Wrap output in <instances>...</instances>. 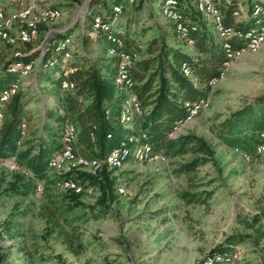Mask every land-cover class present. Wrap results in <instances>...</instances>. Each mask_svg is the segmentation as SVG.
I'll use <instances>...</instances> for the list:
<instances>
[{
	"label": "rangeland",
	"instance_id": "obj_1",
	"mask_svg": "<svg viewBox=\"0 0 264 264\" xmlns=\"http://www.w3.org/2000/svg\"><path fill=\"white\" fill-rule=\"evenodd\" d=\"M238 1L243 5L239 11L241 16H236L239 20L247 4L261 1L264 6V0ZM122 5L126 7L128 4L123 1ZM88 6V0L79 3L0 0V25L7 27L0 39V63L3 57L18 52L16 47L21 43L18 37L23 29L34 34L32 43L35 49L42 47L45 35L56 30L71 28V37L76 39L84 28ZM117 9L121 10V7ZM51 12L59 17L51 19L48 16ZM21 15L27 16L25 23ZM202 16L220 32L217 19ZM41 23L47 26V30L37 38ZM87 46L85 49L91 57L95 56L93 48ZM178 46L184 53L195 52L184 42H179ZM38 59L30 65H22V68H13L22 71L21 86L29 94L27 118L35 138L45 119L46 108L60 103L54 83L38 79ZM226 59L222 69L224 77L211 85L204 103L198 101L204 104L202 110L171 136H198L213 152L211 158L190 175L177 172L179 164L195 156L190 150L164 156L153 146L143 148L144 151L150 149L143 161L131 156L121 168L107 170L116 178L114 200L99 204L97 188L87 185L88 189L77 198L82 206L66 212L65 217L55 218L49 225L39 213L42 205L58 206L59 211L67 206V202L61 199L67 192L55 187L57 178L53 187H46L50 189L49 195L58 200L52 204L45 198L44 182L40 180H36L35 186L27 192L5 193L12 184L25 182L18 172L28 178L33 175L21 169L15 161L0 166V264H201L206 255L212 253L210 249L230 234L244 236L233 248L222 252L234 255L232 264H264V154L257 153L264 131L258 135L254 152L229 146L216 135L220 121L264 92V47L257 52L237 51L232 58ZM25 72H28L26 76ZM123 89L127 97L120 114L126 119L125 127L138 138H146L145 133L135 129L137 112L131 91ZM119 118L118 113L116 120ZM124 139L130 141L128 137ZM134 146L132 150H136L137 155L141 148L136 147L137 144ZM152 153H160L164 160ZM50 161L48 174L56 177L66 178L67 174L78 171L94 175L93 171L79 169L74 159L65 162L60 171L49 170ZM13 164L15 169L12 170ZM189 176H192L193 184H197L198 191L211 193L209 197L203 195L205 203H188L183 199V192L189 189ZM38 184L43 186L42 191H36ZM72 227L78 228L84 244L78 255L70 253L59 237V228L70 231ZM180 249L183 252L181 258L178 257Z\"/></svg>",
	"mask_w": 264,
	"mask_h": 264
},
{
	"label": "trees",
	"instance_id": "obj_2",
	"mask_svg": "<svg viewBox=\"0 0 264 264\" xmlns=\"http://www.w3.org/2000/svg\"><path fill=\"white\" fill-rule=\"evenodd\" d=\"M123 1L127 2L126 7L122 5ZM176 1L180 21L188 29L186 38L180 37L174 21L162 15L163 0H134L132 3L130 0H88L84 28L76 39L71 37V28L56 30L44 36L40 49L33 47L34 42L19 43L16 47L17 53L3 57L0 63V95L16 83L22 84V71H14L13 68L18 64L25 66L35 63L38 57V79L52 81L60 100V103H54L53 107L44 111L45 119L37 138L36 134L30 131L27 118V91L21 86V89L5 102L4 118L0 123V161H15L21 169H26L33 175L28 178L17 171L20 177L26 179L25 182L12 184L5 193L27 192L35 186L36 180H40L44 182L45 198L52 204L58 201L49 195L50 189L46 187H53L55 178L65 177L58 178L55 174H48V162L54 154L62 150V140L63 136L65 138L68 124H73L77 133L73 144L74 155L88 160H104L124 138L135 136V133L125 127L126 121L122 123L119 118L118 123L116 120L118 113L121 116L127 92L120 80L119 58L111 56V50L117 54L133 53L136 58L128 69L133 83L130 88L132 102L141 110V115L135 118V129L141 130L147 136L140 140V144L151 145L164 156L167 153H185L190 150L195 156L179 164L177 168V172L186 175L194 173L211 158V148L200 137L171 136L174 134V125L187 117L185 104L206 98L210 89L207 83L220 76L227 61L224 50L226 40L211 22L209 26L205 24L207 22L204 23L196 9V0ZM157 2L160 15L166 21L165 28L162 24L145 21L139 23L145 14L153 13ZM260 5L263 6V3L256 1L244 6L243 17L239 20L235 13L240 11L243 5L238 0L221 1L219 11L222 29L225 32H235L228 40L231 44L240 45L244 42L245 33L254 25V11ZM116 7H121V12H116ZM122 19H125L124 25L121 23ZM154 28L159 32L158 36L141 39ZM38 30L40 32L37 38L47 30V26L41 23ZM179 42L186 45L192 42L189 46H192L195 52L184 53L180 45L178 46ZM86 46L93 48L95 56L91 57L85 49ZM183 64L188 65L190 77L183 75ZM63 82L74 84V88L64 90ZM262 131L264 92L232 111L216 126V135L222 142L252 152L255 151L258 135ZM22 133L25 135L22 136ZM107 170V167H104L98 175L78 171L66 176L79 179L85 186L96 187L99 192L98 202L104 204L114 200L117 194L116 178ZM188 180L189 189L183 192V199L188 203H205L206 198L203 195L209 197L211 193L198 191L197 184L192 182V176H189ZM80 195L82 194L63 193L62 202H67L65 209L59 211L58 206L43 204L39 213L50 225L55 218L65 217L66 212L82 206L77 199ZM58 231L61 242L70 253L78 255L83 250V240L77 227H72L70 231L59 228ZM243 239L242 234H230L209 252L227 251Z\"/></svg>",
	"mask_w": 264,
	"mask_h": 264
},
{
	"label": "bare ground",
	"instance_id": "obj_3",
	"mask_svg": "<svg viewBox=\"0 0 264 264\" xmlns=\"http://www.w3.org/2000/svg\"><path fill=\"white\" fill-rule=\"evenodd\" d=\"M197 3V9L202 15H206L210 18L217 19L219 22L217 24V28L220 29L221 36L224 37L226 42L224 43V50H225V55L228 58H232V56L237 52H257L263 49L264 47V6H257L256 10L254 11V22L256 23L255 27L250 28V30L245 33L244 36V42L240 45H233L231 44L228 40L232 38L235 35V32L232 30H229L228 32L223 31L222 29V20L220 17V11H219V5L221 3V0H196ZM177 1L176 0H165V2L162 4L161 9L163 11V15L166 16L168 19L174 21L177 24L178 31L180 33L181 38H186L187 37V32L188 29L181 23L180 21V15L177 12ZM116 12H120V9L115 8ZM51 19H57L59 15L55 12H51L48 15ZM235 16H241V13L238 11L235 13ZM26 15H21L22 22L25 23L27 20ZM96 22H99V18L96 19ZM7 27L5 25H0V39L3 38L4 32L6 31ZM28 32V35H24ZM29 37V38H28ZM239 37V36H238ZM243 38V36H242ZM34 39V34H32L29 30L23 29L19 33L18 41L21 43H32ZM69 42V40L67 41ZM189 45H192V42H190ZM111 56H117L119 58L118 62V68H119V73H120V80L123 82L124 86L128 89H130L133 86L130 73H129V65L132 63L134 60V55L133 53L131 54H126V53H121L117 54L116 51L111 50L110 51ZM120 65V67H119ZM19 68H22L21 64L17 65ZM15 70V69H13ZM181 71L184 76L190 77L191 76V71L188 67L187 64H183L181 67ZM223 72V71H222ZM221 72L220 76L218 77L219 79L224 77V74ZM28 74V72H25V76ZM215 78L211 80L209 87H211L212 84L217 82V79ZM125 79L127 81H125ZM63 89L64 90H71L74 88V84L69 83V82H63ZM21 89V84L16 83L14 84L10 89L7 90V92H4L2 97H0V123L2 122L4 115H3V107L5 105V102L10 100L12 96H14L19 90ZM132 96V94H131ZM133 98V96L131 97ZM206 99H204L203 103L205 102ZM200 102H187L185 104V109L187 112V117L183 121L177 122L175 127L173 128V133L175 134L176 131L180 129L181 126H184L187 122L192 121L194 117L198 115V113L202 110L204 107V104ZM134 104V103H133ZM136 105V104H135ZM198 110H195V107L198 106ZM132 108V107H131ZM136 112L141 115V110L139 107L136 105ZM109 111H107V114ZM121 121L122 123H125L126 119L123 117V114H121ZM71 125L69 129H66V135L64 138V143H63V148L60 151V153L54 154L52 160L49 163V170H54V171H60L62 170V166L65 162L75 160L76 166L79 169H82L84 171H93L94 175H98L104 167H107L108 171L112 169H119L121 168L124 163L126 162L127 159H129L131 156H134V158H137L140 161H143L146 159L148 156L147 153H149L150 149L147 151H144L143 148L146 147H151V145H142L140 144V140L142 138H138L136 136H129L127 140L121 141L120 145L116 148H114L104 160H88L82 157H76L74 155V147L73 144L76 139V128L73 124H68ZM25 127V126H24ZM25 133H22V136H24ZM145 139V138H143ZM136 140H138L136 142ZM137 144L141 148L137 155H136V150L133 151L132 149L135 147L134 145ZM123 146V147H122ZM61 153H64L61 157H57L55 159V162L52 165V161L54 160L56 155H60ZM257 153L258 154H264V134H262V137L260 138L258 145H257ZM156 156V154H153ZM161 157L160 159L164 160L163 156H158V158ZM248 157V155H247ZM119 158V160L117 159ZM2 165H9V164H0ZM52 166V167H51ZM51 167V168H50ZM11 169H15V165L13 164ZM27 175L28 173L25 172ZM60 177H65V176H60ZM59 178V177H58ZM55 187L59 190L65 191V192H71L75 194H81L88 187L85 186L79 179H75L73 177H66V178H61L57 179V182L55 184ZM43 186L41 184H38V191H42ZM91 190V189H90ZM93 190V189H92ZM92 190L90 192H92ZM120 193H124L123 190H120ZM222 253V252H221ZM227 255H213L209 256L207 259H204L205 262H202L201 264H232L233 263V255L228 252H224ZM203 260V261H204Z\"/></svg>",
	"mask_w": 264,
	"mask_h": 264
},
{
	"label": "crops",
	"instance_id": "obj_4",
	"mask_svg": "<svg viewBox=\"0 0 264 264\" xmlns=\"http://www.w3.org/2000/svg\"><path fill=\"white\" fill-rule=\"evenodd\" d=\"M194 8H195V1H194ZM156 11L155 10H153V13L151 14V15H148V14H145L144 15V18L143 19H141L140 20V22L139 23H141V22H143V21H145V22H148V23H151V24H162L163 25V27L165 28V24H166V21L161 17V15H160V12H159V9H158V2L156 3ZM202 16V15H201ZM153 18V19H152ZM202 19H203V21H204V23L205 22H207V23H205L207 26H209L210 25V21L209 20H207L205 17H203L202 16ZM121 23H123V25H124V23H125V19H122L121 20ZM169 30V29H168ZM150 35V36H147V35ZM145 37H143V38H141L142 40H146L147 38H150V37H152V36H158L159 35V32L157 31V28H154L152 31H150L149 33H148ZM94 47H96V45H94L93 46V48ZM95 49V48H94ZM183 256V252H182V250L180 249L179 250V253H178V257H182Z\"/></svg>",
	"mask_w": 264,
	"mask_h": 264
},
{
	"label": "built area",
	"instance_id": "obj_5",
	"mask_svg": "<svg viewBox=\"0 0 264 264\" xmlns=\"http://www.w3.org/2000/svg\"><path fill=\"white\" fill-rule=\"evenodd\" d=\"M24 35H28V32H27L26 34H24ZM28 38H29V37H28ZM119 67H120V65H119ZM125 81H127V80L125 79ZM209 85H210V81L207 83V86H209ZM204 99H205V98H204ZM204 99H202V102L204 101ZM198 107H199V105L195 107V110H198ZM136 117H137V113H136ZM242 151H243V150H242ZM243 153H244L245 157H247V153H246V151H243ZM63 154H64V153H61L60 155H56L55 158H54V160L52 161V165H53V163L55 162V159H57V157H61ZM152 154H156V156H161L160 153H152ZM117 159L119 160V158H117ZM0 164H11V163H8V162H1V161H0ZM51 167H52V166H51ZM51 167H50V168H51ZM37 187H38V186H37ZM37 187H36V191H37ZM213 255H227V254H225V253H211V254H209V255H206V258H205V259H207L209 256H213ZM202 262H205V260L202 261Z\"/></svg>",
	"mask_w": 264,
	"mask_h": 264
}]
</instances>
